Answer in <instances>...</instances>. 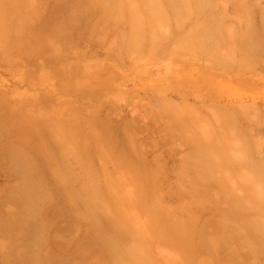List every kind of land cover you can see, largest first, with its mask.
I'll return each mask as SVG.
<instances>
[{
  "label": "rangeland",
  "instance_id": "rangeland-1",
  "mask_svg": "<svg viewBox=\"0 0 264 264\" xmlns=\"http://www.w3.org/2000/svg\"><path fill=\"white\" fill-rule=\"evenodd\" d=\"M186 1L0 0V264H264V0Z\"/></svg>",
  "mask_w": 264,
  "mask_h": 264
},
{
  "label": "bare ground",
  "instance_id": "bare-ground-1",
  "mask_svg": "<svg viewBox=\"0 0 264 264\" xmlns=\"http://www.w3.org/2000/svg\"><path fill=\"white\" fill-rule=\"evenodd\" d=\"M165 2H167L169 5H172V4H174L175 2H176V0H164ZM186 1V0H185ZM188 1H190V3H192V4H194V5H197V3L199 2L200 3V0H188ZM187 2V1H186ZM236 2H238V1H236ZM240 2V1H239ZM166 3V4H167ZM238 6V5H237ZM172 10V9H171ZM199 10V9H198ZM173 12H175V10H173ZM253 12V11H252ZM195 13H197V10H196V12ZM199 13L201 14L202 13V11L200 12L199 11ZM199 13L197 14V16H199ZM210 15V14H209ZM203 17V16H202ZM204 19V18H203ZM200 23H204V21L203 22H200ZM199 23V24H200ZM205 23H206V20H205ZM197 26H199V25H197ZM178 27H180V26H178L177 25V27H176V29H178ZM194 27H196V26H194ZM193 27V28H194ZM192 28V29H193ZM191 29V34L194 32L193 30ZM195 29V28H194ZM198 29H201V27L199 26L198 27ZM195 30H197V27H196V29ZM264 30V29H263ZM200 30H197V32H199ZM202 29H201V33H202ZM196 32V31H195ZM177 33V32H176ZM189 33V32H188ZM189 33V34H190ZM201 33H200V35H201ZM190 34V35H191ZM197 34V33H196ZM203 34V33H202ZM205 34H207V33H205ZM182 35V34H181ZM186 35V34H185ZM199 35V34H198ZM46 36H49V35H46ZM186 36H188V34L186 35ZM204 36V35H203ZM206 36V35H205ZM205 36L204 37H202V35H201V39H199L200 41L198 42L197 40H195V41H197L199 44H201V47H200V49L201 48H203L204 49V45L206 44L205 43ZM183 37V36H182ZM197 37V36H196ZM207 37V36H206ZM184 39V38H183ZM188 39H189V37H188ZM182 40V39H181ZM179 41V43H181V45L179 46V44H178V46H179V48L181 49V50H183V51H188V50H190L191 49V45H190V43H186L184 40H182V41ZM220 40V38L218 37V40H217V42ZM194 41V42H195ZM220 41H222V39L220 40ZM239 41H240V38H239ZM216 42V41H215ZM215 42H213L214 44H215ZM192 43V42H191ZM217 44V43H216ZM218 44H220V42L218 43ZM264 43H263V40L262 41H260V40H256L255 42H254V44L253 45H251V43L249 44L247 41L242 45V46H245V49H247L248 50V52L249 53H251V55H253V54H255L256 55V52L258 53V52H261V51H263V50H261L260 51V49H263V47H264V45H263ZM197 46H198V44H196ZM262 45H263V47H262ZM196 47V46H195ZM194 47V45L192 46V48H195ZM262 47V48H261ZM58 48V47H57ZM153 48H154V46H153ZM155 49V48H154ZM209 50H210V48H208ZM207 49V50H208ZM194 50V49H193ZM192 50V51H193ZM206 50V51H207ZM264 52V51H263ZM262 52V53H263ZM60 53V52H59ZM261 53V54H262ZM260 54V55H261ZM259 55V54H258ZM257 55V56H258ZM256 56V57H257ZM209 57V56H208ZM216 61V60H215ZM171 108L173 109H176L175 111H182V112H185V113H192V110L191 109H188V107H186V106H177V107H174V106H171ZM187 115V114H186ZM138 259V258H137ZM136 259V260H137ZM135 263V262H134ZM125 264V263H124ZM139 264H140V262H139ZM144 264V263H143Z\"/></svg>",
  "mask_w": 264,
  "mask_h": 264
}]
</instances>
